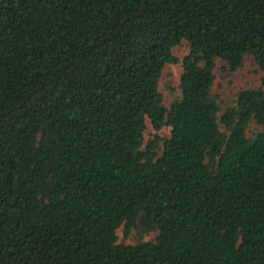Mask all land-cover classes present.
Segmentation results:
<instances>
[{
	"label": "trees",
	"instance_id": "16d2710c",
	"mask_svg": "<svg viewBox=\"0 0 264 264\" xmlns=\"http://www.w3.org/2000/svg\"><path fill=\"white\" fill-rule=\"evenodd\" d=\"M247 57L264 0H0V264H264V89L213 90Z\"/></svg>",
	"mask_w": 264,
	"mask_h": 264
},
{
	"label": "rangeland",
	"instance_id": "374dc122",
	"mask_svg": "<svg viewBox=\"0 0 264 264\" xmlns=\"http://www.w3.org/2000/svg\"><path fill=\"white\" fill-rule=\"evenodd\" d=\"M188 51V45L186 41H182L179 45L172 48L173 54L177 58H181ZM225 63L222 61L216 62L215 67V81L213 84V90L218 95L221 102H230L237 93L238 90L247 87H261L264 89V72L258 69V67L253 63L251 57H247L244 65L235 72H230L223 70ZM181 73L180 63L167 64L164 66L159 88L164 96V103L168 105L175 96L179 94L178 84ZM149 132H152L149 125L145 132V138L148 137ZM161 136H169V128H164L158 132ZM154 232L144 236L143 240H148L153 238ZM118 242L123 243H134L137 240L134 231H131L127 237L123 235V227L117 230Z\"/></svg>",
	"mask_w": 264,
	"mask_h": 264
}]
</instances>
